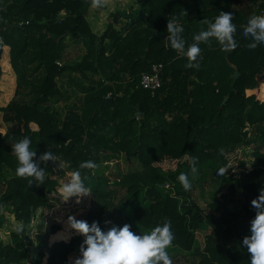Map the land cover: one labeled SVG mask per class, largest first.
Masks as SVG:
<instances>
[{
	"label": "trees",
	"instance_id": "trees-1",
	"mask_svg": "<svg viewBox=\"0 0 264 264\" xmlns=\"http://www.w3.org/2000/svg\"><path fill=\"white\" fill-rule=\"evenodd\" d=\"M139 1V9L114 12L100 35L86 20L90 0H10L0 8V45L9 46L16 76L13 96L0 107L9 126L0 130V210L9 207L24 225L23 231L10 232L7 243L0 240V264H25L28 255L32 264H69L83 239L67 226L69 215L97 221L102 229L128 223L137 234L170 221L171 247L191 252L198 264H250L242 239L250 235L255 215L251 200L264 187V45L249 49L250 38L243 32L235 33L237 47L230 52L214 39L201 43L200 67L195 69L185 67L186 58L152 32L167 34V21L175 16L183 28L180 35L191 43L207 27L203 19L231 12L237 28L244 27L249 16L264 12V0ZM118 17L127 20L115 29ZM67 36L83 42L86 51L79 60L65 55ZM154 62L164 67L162 84L152 94L139 81ZM67 70L97 83L84 88L81 110L69 107L58 115L50 105L52 98L62 96L57 78ZM235 71L240 74L233 82ZM111 94L112 102L101 105ZM251 126H257V133L248 137L244 129ZM24 136L37 157L50 150L68 169L87 177L84 183L91 189V206L52 225L34 245L35 253L25 224L46 205L45 194L54 192L58 182L49 161L41 165L43 185L16 176L11 142ZM247 145L253 149L249 169L241 157ZM121 158L138 166L122 171ZM192 158L197 168L216 162V175L225 183L206 209L178 180L183 169L190 171ZM86 160L116 165L111 174L98 175L79 168ZM222 169L226 172L218 174ZM56 209L50 207L51 213L63 214ZM2 224L0 218V228Z\"/></svg>",
	"mask_w": 264,
	"mask_h": 264
},
{
	"label": "clouds",
	"instance_id": "clouds-1",
	"mask_svg": "<svg viewBox=\"0 0 264 264\" xmlns=\"http://www.w3.org/2000/svg\"><path fill=\"white\" fill-rule=\"evenodd\" d=\"M107 5V0H90L93 9H99ZM183 16L186 13L183 11ZM177 17L173 16L167 21V37L169 46L186 58L185 67L199 69V58L202 49L200 44H210L214 39L223 50H233L237 47L234 38L237 26L232 22L231 12L219 11L213 20L203 19L202 23L207 25L195 33L191 43H187L180 35L182 27L177 26ZM243 36L250 38L246 45L249 49H255L258 45H264V12L249 16L246 25L243 27ZM11 154L16 158L17 167L15 174L19 178L29 179L37 185H43L46 177L45 167L48 161H56V157L50 150H46L37 157L36 151L32 148V141L24 136L19 140L11 142ZM191 174L193 177L198 172L195 166V158H192ZM99 164L92 160L80 163L79 168L96 170ZM226 169L218 174L223 175ZM87 177L82 176L78 170H73L69 178L64 181L58 189L61 199L67 202L75 197L76 202L80 198L91 193V189L84 183ZM178 180L185 191L191 189L192 184L189 174L181 172ZM255 209V215L250 220V235H245L242 245L249 254L250 264H264V187H261L258 196L251 200ZM111 224V221H105ZM67 226L76 234L83 237L78 246V255L69 257V264H174L168 249L172 246L174 233L170 221L157 224L148 231L139 232L131 230V225L124 223L122 226L111 224L110 227L102 229L97 221L88 223L74 216L67 217ZM23 224L15 226V231L21 232Z\"/></svg>",
	"mask_w": 264,
	"mask_h": 264
},
{
	"label": "rangeland",
	"instance_id": "rangeland-1",
	"mask_svg": "<svg viewBox=\"0 0 264 264\" xmlns=\"http://www.w3.org/2000/svg\"><path fill=\"white\" fill-rule=\"evenodd\" d=\"M10 0H0V8H2L3 4L9 2ZM129 4H133L134 1L137 0H126ZM125 1V2H126ZM107 4L110 5V0H107ZM129 4H123V6L130 7ZM120 5V4H119ZM117 8H120L119 6ZM130 10V8H129ZM145 16V15H144ZM104 28L107 27L108 23H112V17L106 18V20H102ZM126 21H123V23ZM122 24V23H121ZM92 27V24L90 25ZM113 26L118 27L117 24H113ZM121 26V25H120ZM115 27V28H116ZM103 31V30H102ZM103 32L99 33L98 35L102 34ZM65 44L66 49L69 52V55L73 56L71 59L79 60L82 55L85 53L86 48L83 45V42L77 39H72L70 36H67L65 38ZM108 43V40H105L104 44ZM107 53H110L108 51ZM3 57L8 56V50L6 47H4L3 50ZM58 66H61V64H58ZM89 75L91 73H88ZM94 75H92L93 77ZM98 79V77H95ZM97 82H91L90 80H87L83 76H81L79 73L73 72L71 70L64 71L58 78H57V86L62 92L61 98H56L51 100V108L55 110V112L58 115H61L65 112V110L69 107H74L78 110H81L82 107L80 105L79 99L81 96H83L84 88H91L93 85H95ZM8 89V88H7ZM6 90V87H5ZM1 94V93H0ZM12 97V96H11ZM5 103V104H3ZM6 105V102H3V98H0V107ZM9 126L6 125L2 121V112L0 111V130L5 131L8 129ZM244 130L247 132L248 137H253L257 133V126H251L246 127ZM259 145V142H257ZM242 160L245 164V168L249 169L251 167L252 161H253V149L252 145H247L244 147V150L241 152ZM59 161V160H57ZM100 167L94 172L96 174H111L112 169L111 166L116 165V162H101L98 163ZM118 164L122 171H129L137 167L136 162H132L131 164H127L124 160V158H121L118 161ZM168 163H165L164 166H167ZM130 165V166H129ZM172 163L170 164V166ZM218 164L215 162V164L212 165H205L203 167H199L197 174L195 177L192 176L191 171L183 169L181 172H185L189 174V179L191 181L192 187L190 190L186 191L190 197L201 207L206 209L207 204L215 197L219 196L220 192L224 189L225 183L218 178L216 175V168ZM4 170H7L4 168ZM63 171V174L61 173ZM8 173V171H6ZM72 171L64 166H60V173L58 176H56V172L54 175V178L58 182V186L56 187L54 192L46 193L45 199H46V205L44 207H40L36 209L33 212V216L27 224H25L26 233L28 234L32 246L36 245L40 238L46 233V215L47 213L44 212V209L48 211V214H50L54 219L56 220H63L66 214L73 213L79 208H86L90 207V193L87 196H83L80 198V202H76V198L72 197L67 202L63 201L61 197L58 194V189L61 186V184L66 181L70 173ZM62 174V176H61ZM167 187L168 185L165 184ZM1 191V187H0ZM55 206L58 210L64 211L63 214L58 215L55 213L52 214L50 207ZM56 209V211H58ZM1 219H3L2 227L0 228V240L3 243H7L10 240V232L15 229V226L20 224L16 223V220L14 219V216L12 212H10V208H1L0 210ZM199 241L202 239L203 234H198ZM169 254L171 255L174 264H198V258L194 256L191 252L179 249L177 247H170L168 249ZM74 257V256H70ZM25 264H32V256L28 255V257H25L23 260Z\"/></svg>",
	"mask_w": 264,
	"mask_h": 264
},
{
	"label": "crops",
	"instance_id": "crops-1",
	"mask_svg": "<svg viewBox=\"0 0 264 264\" xmlns=\"http://www.w3.org/2000/svg\"><path fill=\"white\" fill-rule=\"evenodd\" d=\"M126 0H110V5L107 4L105 7H103L102 9H100L99 11H97L96 9H93L91 6L89 8V13L86 17V20L88 22V24L90 25V23L92 24V27L90 26L91 30L96 33L99 34L101 32L104 31V27L103 26V19L106 20V18L108 19V17H112V21H113V16L112 14L114 12H128L129 8H136L139 9L141 7L140 1H134L133 4H129ZM129 4L130 7H125L123 6V4ZM120 4V5H119ZM120 8H117V7ZM127 18L126 17H118L116 23L113 24H117L118 27H114L115 29H119L120 25L123 21H126ZM111 21V22H112ZM103 30V31H102ZM3 50L4 47L7 48L8 50V56L7 57H3V55L1 56L0 59V65H1V75H0V98H3V102H8L11 99V96H13L14 91H15V87H16V76L15 73L10 65L9 62V46L8 45H2ZM3 50H2V54H3ZM65 55H67L68 57H73L71 55H69L68 50H65ZM6 87V90H5ZM8 88V89H7ZM5 104V103H3ZM16 223H20L17 222Z\"/></svg>",
	"mask_w": 264,
	"mask_h": 264
},
{
	"label": "water",
	"instance_id": "water-1",
	"mask_svg": "<svg viewBox=\"0 0 264 264\" xmlns=\"http://www.w3.org/2000/svg\"><path fill=\"white\" fill-rule=\"evenodd\" d=\"M242 31H243V27H238L237 30H236V32H242ZM152 35H157V36H159L161 38H164L166 46H169L170 41L168 40L167 34L160 33L158 31H153ZM2 50H3V47H2V45H0V59H1V56H2ZM228 51L230 52L231 50H228ZM239 74L240 73L238 71H235L233 82L237 79ZM0 75H1V65H0ZM112 98H113V94L109 95L106 99H104L101 102V105L106 104V103H111L112 102ZM136 107H137V114H140V111L138 110L139 109V105H137ZM49 166H51L55 170L56 176H58L59 173H60V166H64V167L68 168L69 164L64 163V162H59V161L56 160V161H49ZM44 212L47 213V215H46V229H47L46 232H49V230L51 229L52 225H61L62 224L61 220H56L50 214H48V211L46 209H44ZM33 252L34 253L36 252V246L33 247Z\"/></svg>",
	"mask_w": 264,
	"mask_h": 264
},
{
	"label": "built area",
	"instance_id": "built-area-1",
	"mask_svg": "<svg viewBox=\"0 0 264 264\" xmlns=\"http://www.w3.org/2000/svg\"><path fill=\"white\" fill-rule=\"evenodd\" d=\"M0 43H2L1 38H0ZM163 67L164 64L161 62L152 63L149 71H144L140 74L139 85L143 89L149 90L153 94L156 90L160 88L162 84L161 72Z\"/></svg>",
	"mask_w": 264,
	"mask_h": 264
}]
</instances>
